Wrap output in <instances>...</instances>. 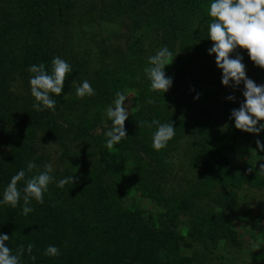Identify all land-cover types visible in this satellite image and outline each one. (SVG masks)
Listing matches in <instances>:
<instances>
[{"label": "trees", "instance_id": "trees-1", "mask_svg": "<svg viewBox=\"0 0 264 264\" xmlns=\"http://www.w3.org/2000/svg\"><path fill=\"white\" fill-rule=\"evenodd\" d=\"M209 3L0 0V193L16 172L31 177L47 163L56 181L75 176L63 188L49 184L44 203L32 199L35 211L27 216L23 199L16 207L0 205L8 246L14 253L33 246L35 262L25 252L21 264H246L234 263V255L251 248L236 226L247 217L263 239L255 257L264 259V211L252 215L254 196L264 193V173L255 174L264 164L255 141L264 142V132H242L229 118L243 102V84L223 86L215 56L207 54ZM164 46L173 85L163 94L150 91L144 68ZM237 52L248 78L264 84V70L245 50ZM55 56L72 71L63 93L53 95L55 111H36L27 68L43 63L51 73ZM85 79L95 94L78 98ZM117 91L131 105L127 137L107 149L105 110ZM229 91L238 99L228 101ZM153 119L176 128L160 151L152 147L156 128L145 123ZM239 141L249 145L244 161ZM29 161L37 165L32 172ZM17 187L22 191L24 181ZM49 245L61 255L44 256Z\"/></svg>", "mask_w": 264, "mask_h": 264}, {"label": "clouds", "instance_id": "clouds-1", "mask_svg": "<svg viewBox=\"0 0 264 264\" xmlns=\"http://www.w3.org/2000/svg\"><path fill=\"white\" fill-rule=\"evenodd\" d=\"M208 17L212 18L208 24V40L212 42L207 54L215 56V65L221 71V84L235 89L243 84V102L238 108L230 112V120L234 121V128L245 133L259 136L264 132V84H257L246 74L244 57L237 50H245L249 60L255 67L264 70V0H210ZM233 53H236L233 56ZM171 52L167 46L161 47L155 55L148 57L144 73L149 81V89L152 92H168L173 85V77L165 72V58L170 57ZM51 73L46 70L43 63L32 64L27 68L29 76V88L34 98L32 107L36 111H55L56 100L53 95L60 96L64 90L65 77L72 71L71 64L59 56L51 60ZM95 91L90 82L85 79L75 89L78 98L90 97ZM199 100V94L194 98ZM228 101H235L234 95L226 97ZM128 96L117 91L113 102L107 106L105 114L111 124L104 132L106 136L105 147L112 149L127 137L125 122L129 119L127 104ZM152 104L154 100L148 99ZM148 127H155L152 135V147L160 151L168 146L176 135V128L170 121L161 123L157 119L145 122ZM257 151L264 152V142L260 139L255 141ZM256 151V152H257ZM2 161V160H0ZM37 165L29 161L28 172L36 169ZM256 170V165L251 166L249 173ZM53 167L51 163L44 165L38 174L26 178V172L21 169L16 172L8 182L3 193H0V205L9 204L16 207L23 199L22 212L25 216L35 211L30 206L32 199L38 203H44V194L49 184L55 182L58 188H63L68 183H74L75 176H68L56 181L51 175ZM264 173V164H260L255 174ZM24 181L22 191L18 189V182ZM10 240L8 234L0 232V264H21V259L27 252L30 259L35 262L36 256L31 255L33 246L27 248L18 246L16 252L8 246ZM44 256L55 258L61 255L56 245H49L43 252Z\"/></svg>", "mask_w": 264, "mask_h": 264}, {"label": "rangeland", "instance_id": "rangeland-1", "mask_svg": "<svg viewBox=\"0 0 264 264\" xmlns=\"http://www.w3.org/2000/svg\"><path fill=\"white\" fill-rule=\"evenodd\" d=\"M228 95H234L236 97V99H238V95H236L235 92L229 91L227 93V95L225 96V98ZM126 104H127L128 109H130L131 108L130 103L127 102ZM244 145L245 144H243V141H239L238 147H237V151L240 152L238 157L240 158V160L242 159V161H244V159H245V152H244L245 150H243V149H244V147H249V145L248 146H244ZM183 150L181 153H183ZM254 197L257 201L253 203L252 215L262 214V212L264 211V193H258ZM260 223L262 225H264V218L262 219V221ZM236 226L238 229V234H239L240 239L244 240V241H248L252 245H251L250 249H245V252L243 254L234 255V257H236L235 260L233 259L234 263H239L241 260H246V264H254L255 262L264 263V259H260V257H255L256 255H260V250L262 251L261 242L263 239H260V238L256 239L255 238V235H257V234L254 230L251 229V227H252L251 218H249V217L238 218L237 222H236ZM223 248H224V246L221 245L219 250H222ZM249 252L254 253L255 258L253 256L250 258Z\"/></svg>", "mask_w": 264, "mask_h": 264}]
</instances>
